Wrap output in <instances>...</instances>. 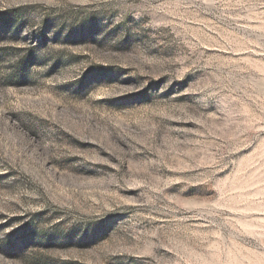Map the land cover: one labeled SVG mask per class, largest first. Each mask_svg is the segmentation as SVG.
I'll list each match as a JSON object with an SVG mask.
<instances>
[{"label":"rangeland","instance_id":"1","mask_svg":"<svg viewBox=\"0 0 264 264\" xmlns=\"http://www.w3.org/2000/svg\"><path fill=\"white\" fill-rule=\"evenodd\" d=\"M0 264H264V0H0Z\"/></svg>","mask_w":264,"mask_h":264}]
</instances>
